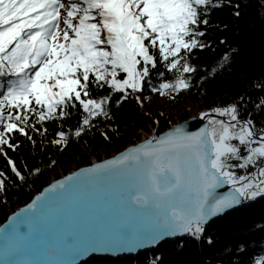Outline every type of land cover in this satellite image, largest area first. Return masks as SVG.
Segmentation results:
<instances>
[{
	"label": "snow or ice",
	"instance_id": "1",
	"mask_svg": "<svg viewBox=\"0 0 264 264\" xmlns=\"http://www.w3.org/2000/svg\"><path fill=\"white\" fill-rule=\"evenodd\" d=\"M221 2L0 0V145L16 149L13 132L31 139L30 131L41 132L38 123L78 115L52 141L67 144L110 115L113 92L121 93L120 104L140 101L145 87L161 94L188 89L197 69L193 49L206 47L197 38L201 25ZM209 111L224 118L202 112L205 128L175 127L50 184L0 228V264H76L92 249L118 250L133 232L151 241L177 231L199 238L211 215L264 196V126L242 118L237 103ZM221 184L231 191L210 198ZM69 218L81 237L71 248L72 233L57 234ZM253 264H264V254Z\"/></svg>",
	"mask_w": 264,
	"mask_h": 264
},
{
	"label": "trees",
	"instance_id": "2",
	"mask_svg": "<svg viewBox=\"0 0 264 264\" xmlns=\"http://www.w3.org/2000/svg\"><path fill=\"white\" fill-rule=\"evenodd\" d=\"M201 27L203 34L197 38L206 47L193 49L192 63L197 69L188 89L161 94L145 87L138 93L140 101L129 97L120 104L115 100L121 93L113 92L110 115L100 117L85 133L70 135L64 145L52 141L58 139V131L74 127L78 115L64 122L47 121L42 126L38 123L41 132L30 131L31 139L13 132L12 142H21L17 148L0 145L4 147L0 153V179L4 180L0 188V224L61 173L67 174L118 152L139 139V133L149 125L160 132L191 114L237 103L242 118L250 117L258 127L264 126L261 103L264 101V0H222L220 6L210 9L207 23ZM225 53L229 57L226 62ZM166 78L171 79L170 74ZM158 79L153 78V88L158 87ZM159 95L165 96L164 103L146 104L144 98ZM188 103L198 105L196 113L190 114ZM173 112L179 113L169 118ZM61 123L64 128L60 127ZM9 159L23 179L13 170ZM261 254H264V198L204 227L199 238L188 235L136 257L92 258L88 264H253Z\"/></svg>",
	"mask_w": 264,
	"mask_h": 264
},
{
	"label": "water",
	"instance_id": "3",
	"mask_svg": "<svg viewBox=\"0 0 264 264\" xmlns=\"http://www.w3.org/2000/svg\"><path fill=\"white\" fill-rule=\"evenodd\" d=\"M202 112L206 113L207 115H217L218 116V114L212 113L209 110H205ZM202 112H200V113H202ZM200 113L189 116L188 118H185V119L173 124L172 126L168 127L167 129L160 131L154 137H152V136L147 137V138H144V139L139 140L137 142L131 143V144L127 145L126 147H124L123 149L119 150L116 153H113L112 155H110L108 157L101 158V159L96 160V161L89 163L87 165H82V166L76 168L75 170H73L67 174H64L58 178L52 179L40 191L36 192L34 194V196L27 203L23 204L22 206H20L19 208H17L13 212H11L8 215V217L6 218V220L0 224V228L7 227L9 224L12 223L11 218L13 217V214L20 215L21 213L26 211V206L30 205L34 200H36L40 196V194L42 192H44L45 189H47L49 187L50 184H54L56 181L63 180L65 177H68L70 174L79 173L81 170L88 169V168L92 167L93 165H103L106 161L114 160L117 157H120L121 155H123L129 149L134 148L137 145L143 144L146 140H150L152 138H160L162 136L167 135L175 127H183L185 131H189V132H195L201 128L207 127L209 125V120L206 119V116L200 115ZM110 167L119 168V165H111ZM231 189H232L231 185L221 184V185H218L212 192H210L209 196H210V198L212 196L219 198L220 196L227 195L231 191ZM258 199L259 198L255 199V200L250 199V200L246 201L245 205L243 207L236 206L234 209H228V210H225L224 212H220V213H216V214L211 215L206 220L205 226H209V225L213 224L214 222H216L217 220H220L223 217L231 215L233 212H235L237 210L243 209V208L251 205L253 202H256ZM65 232L72 233V235H69L67 238V243H68L70 248L78 245L81 242V237L79 235L75 234L76 229H75L73 222L70 218L64 220L62 223H60L57 226V234L58 235L63 236V234ZM188 234L189 233L177 231L175 233L164 234L161 237L157 238L155 241H151L147 238H137L135 232H133L129 236V242L124 244L118 250L109 251V250H103V249H101V250L92 249L89 252L79 256L77 258L76 264H87L91 258L118 259V258H121L123 256L134 257V256L142 254L148 250H154L157 247H159L161 244H163L169 240H174V239L186 237Z\"/></svg>",
	"mask_w": 264,
	"mask_h": 264
},
{
	"label": "rangeland",
	"instance_id": "4",
	"mask_svg": "<svg viewBox=\"0 0 264 264\" xmlns=\"http://www.w3.org/2000/svg\"><path fill=\"white\" fill-rule=\"evenodd\" d=\"M63 26V25H62ZM164 98H165V96H161V95H159V96H157V97H155V98H153V99H147V98H144V100H145V102H146V104H152V103H157V104H162V103H164L163 101H164ZM186 107L189 109V107L191 108V110H190V114L191 113H193V112H195V111H197L196 109H198L197 107H198V105L197 104H195V105H193V104H190V103H188V104H186ZM178 113L179 112H173V115L171 116L170 115V117L169 118H171V117H173V116H175V114H177L178 115ZM196 113V112H195ZM192 115V114H191ZM170 121H172V120H170ZM146 131H148V132H151V133H153L152 131H154L153 130V127L151 126V125H149L148 126V129H145ZM140 135H139V137L141 138H143L144 136H146V134L145 133H143V132H140L139 133ZM203 234V233H202Z\"/></svg>",
	"mask_w": 264,
	"mask_h": 264
},
{
	"label": "bare ground",
	"instance_id": "5",
	"mask_svg": "<svg viewBox=\"0 0 264 264\" xmlns=\"http://www.w3.org/2000/svg\"><path fill=\"white\" fill-rule=\"evenodd\" d=\"M244 119H247V118H244ZM158 133H159V132H155L154 135H157ZM148 134H149V135H152L151 132H148ZM98 160H99V159H98ZM94 161H96V160H94ZM63 174H65V173H63ZM224 218H225V217H223V218H221V219H224ZM221 219H220V220H221ZM5 220H6V219H5ZM5 220H4V221H5ZM217 221H218V220H217ZM189 235H191V234H189ZM191 236H193V235H191ZM186 237H188V236H186ZM183 238H185V237H183ZM178 239H182V238H178ZM174 240H176V239H174ZM169 241H172V240H169ZM161 245H162V244H161ZM157 248H158V247H157ZM157 248H156V249H157ZM146 252H147V251H146ZM144 253H145V252H144ZM142 254H143V253H142ZM91 260H92V259H91ZM91 260H90V261H91ZM90 261H89V262H90ZM89 262H88V263H89ZM88 263H87V264H88Z\"/></svg>",
	"mask_w": 264,
	"mask_h": 264
},
{
	"label": "built area",
	"instance_id": "6",
	"mask_svg": "<svg viewBox=\"0 0 264 264\" xmlns=\"http://www.w3.org/2000/svg\"><path fill=\"white\" fill-rule=\"evenodd\" d=\"M142 132H143V133H145V134H146V136H148V133H147L146 131H143V130H142ZM144 137H145V136H144Z\"/></svg>",
	"mask_w": 264,
	"mask_h": 264
}]
</instances>
